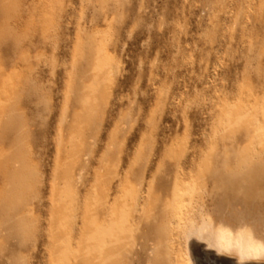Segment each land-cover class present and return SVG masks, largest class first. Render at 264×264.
<instances>
[{"label":"rangeland","instance_id":"1","mask_svg":"<svg viewBox=\"0 0 264 264\" xmlns=\"http://www.w3.org/2000/svg\"><path fill=\"white\" fill-rule=\"evenodd\" d=\"M204 217L264 239V0H0V264H170Z\"/></svg>","mask_w":264,"mask_h":264},{"label":"clouds","instance_id":"2","mask_svg":"<svg viewBox=\"0 0 264 264\" xmlns=\"http://www.w3.org/2000/svg\"><path fill=\"white\" fill-rule=\"evenodd\" d=\"M197 237L218 254L235 256L238 264L248 261H264V239H258L253 228L247 223L230 224L216 222L204 217L192 226L188 239Z\"/></svg>","mask_w":264,"mask_h":264},{"label":"bare ground","instance_id":"3","mask_svg":"<svg viewBox=\"0 0 264 264\" xmlns=\"http://www.w3.org/2000/svg\"><path fill=\"white\" fill-rule=\"evenodd\" d=\"M189 224L193 225L194 224L193 220L189 221ZM184 228H186L185 225H184ZM190 231H191V229H188V230L185 229L183 231V237H184V243H185V253L184 254H182L180 252V250H177V245H180L181 243L177 244L176 246H172V254H171V258H170V264H196V259L193 255V244L202 245L207 250V252L208 251L212 252L216 257L220 258L221 260L224 259L226 261L227 259H231L235 263L238 264L237 257L227 255V254H218L215 249L208 248L206 242L199 240L195 236L188 239V234L190 233ZM246 264H264V261H248V262H246Z\"/></svg>","mask_w":264,"mask_h":264}]
</instances>
